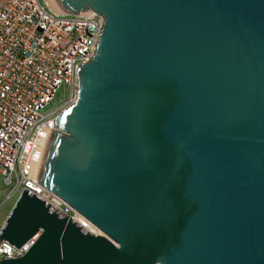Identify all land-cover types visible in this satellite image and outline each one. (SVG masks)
I'll return each instance as SVG.
<instances>
[{
    "label": "water",
    "instance_id": "95a60500",
    "mask_svg": "<svg viewBox=\"0 0 264 264\" xmlns=\"http://www.w3.org/2000/svg\"><path fill=\"white\" fill-rule=\"evenodd\" d=\"M103 26L0 264H264V0H55Z\"/></svg>",
    "mask_w": 264,
    "mask_h": 264
},
{
    "label": "built area",
    "instance_id": "2783aa9c",
    "mask_svg": "<svg viewBox=\"0 0 264 264\" xmlns=\"http://www.w3.org/2000/svg\"><path fill=\"white\" fill-rule=\"evenodd\" d=\"M103 18L92 9L68 15L48 0H0V176L4 200L27 190L93 235L101 234L59 197L38 183L43 147L54 119L77 90V70L95 51ZM67 94L50 109L59 92ZM67 91V92H66ZM34 235L18 249L0 241V260L23 256Z\"/></svg>",
    "mask_w": 264,
    "mask_h": 264
},
{
    "label": "rangeland",
    "instance_id": "374dc122",
    "mask_svg": "<svg viewBox=\"0 0 264 264\" xmlns=\"http://www.w3.org/2000/svg\"><path fill=\"white\" fill-rule=\"evenodd\" d=\"M42 2V0H40ZM67 92V91H66ZM67 94H63L61 91L58 93L57 97L55 98V100H51L49 102V104L46 106V109H50L52 107H54L55 105L58 104L59 99H63L66 98ZM4 195H5V190L3 188L2 185V180H1V176H0V227L4 221V219L6 218V216L8 215V213L10 212L16 196H13L9 201H3L4 200Z\"/></svg>",
    "mask_w": 264,
    "mask_h": 264
},
{
    "label": "bare ground",
    "instance_id": "6f19581e",
    "mask_svg": "<svg viewBox=\"0 0 264 264\" xmlns=\"http://www.w3.org/2000/svg\"><path fill=\"white\" fill-rule=\"evenodd\" d=\"M48 4L51 7V9H53L54 11H57V12L61 11V9L56 4L55 0H48ZM48 143L49 142L45 143V145L43 147V150H42L41 159H40V165H39V171H40L42 162H43V160L45 158V154H46V150H47V147H48Z\"/></svg>",
    "mask_w": 264,
    "mask_h": 264
}]
</instances>
